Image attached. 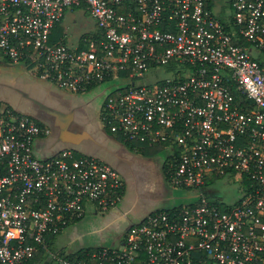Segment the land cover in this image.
<instances>
[{"label":"built area","instance_id":"2783aa9c","mask_svg":"<svg viewBox=\"0 0 264 264\" xmlns=\"http://www.w3.org/2000/svg\"><path fill=\"white\" fill-rule=\"evenodd\" d=\"M81 8L96 23L87 45L52 43ZM231 9L224 23L208 0H0V53L66 91L101 87L102 125L135 147L162 144L169 185L188 192L132 223L117 247L62 254L47 237L90 206L117 207L125 179L71 146L39 155L50 126L0 106V264L41 249L56 264H264V0ZM222 176L242 190L228 204L205 189Z\"/></svg>","mask_w":264,"mask_h":264},{"label":"crops","instance_id":"0c3cea01","mask_svg":"<svg viewBox=\"0 0 264 264\" xmlns=\"http://www.w3.org/2000/svg\"><path fill=\"white\" fill-rule=\"evenodd\" d=\"M208 7L224 23H230L231 18H232L231 0H208ZM65 19L66 18H64V20ZM94 28H95V26L88 31H91ZM88 31H85V32H88ZM85 32H83V33H85ZM20 64H22V63H20ZM31 70H32V68H31ZM23 73L25 74V76H24L25 78L22 80L21 88L16 89L13 93H11L9 91L6 93L7 95L10 96L9 100H11L15 106L22 105V103L24 104L25 101L26 102L29 101V99L27 97L22 95V92H21L22 89H24L25 92L29 93V95L31 97L32 96L40 97V95H42V96L44 95V97H46L47 95H45V93L49 92L50 88L52 87L51 83L48 84L45 81H42L41 79H40V81L36 80L35 78L37 76L36 75L34 76L32 74V72L30 71V69H28V68L25 69ZM98 90L100 92L101 87H95L89 92L96 94V92H98ZM46 94H48V93H46ZM12 95L16 96L17 98L15 100H12V99H14V98H11V97H13ZM7 103L8 104H4V105L0 104V106L9 107V105H10L11 107H13L10 104L11 102L7 101ZM15 110H17V109H15ZM85 130L90 134V136H88L87 138H84L80 143L75 144V146L79 145L85 153H90V154L96 155V156L110 162L112 165L117 167L120 171H122L123 167H125L128 175L134 173L135 169H136V171L138 169L140 171H142L144 169L145 164L143 163L142 158H145V157L151 158V157H155V156L159 155V166H157V167L163 172V174H165V172L162 168V162L164 161V158H165V152L163 150L159 151V153H157V155L145 154L143 152L144 150L142 149L143 147H135L132 145L130 146V144H128L123 139V137L121 135L107 131V129H105L104 126L102 125L101 121H98V120H97V122L94 121L92 124L87 125ZM47 138L48 137L40 138L36 142V149L38 147H41L44 150L45 155H43V156L53 154L54 152H57L59 149L63 148L62 147L63 143L61 146H58V148H55L52 145L48 146L47 145V143H48ZM69 145H71V144H66V146H69ZM160 158H161V161H160ZM137 159H141V160L135 161ZM165 176L166 175H164V178H165V180H167ZM132 190L133 189H131L130 183L127 182L126 190H125V196H124L122 204H124L125 209L130 210L129 213L125 214V212L123 213L119 209H116L115 211L100 214V213H96V212L92 211V206H90V209L87 212V214L85 215V217H83L82 219H80L79 221L75 222L74 224H72L71 226L68 227V229L69 228L70 229L68 230L67 234H71L72 236L74 235V237H75L74 239H76L79 236L84 237L85 235H88L89 233L98 236L99 235V231H98L99 229H102V233L105 231V226H106L107 221H108L107 219H109L113 223L116 220L120 219L122 215H128L127 223L130 222V225H131L134 222H139L140 220H142L144 218L145 215H147L148 213H150L152 211H155L158 209H163V208H170V207H173L176 205H180L186 201V194H185L184 190H180L183 192L181 194H176V193H172L171 191H169L168 196L170 198L167 201H165V203H169V204H167L166 206H157V205H151V204L150 205H144L142 208L139 207V211L141 214L138 216V211L137 212L135 211V209L137 207V203L135 204V201H137V200L134 199ZM174 190H177V189H174ZM126 206L129 208H127ZM64 233H65V231L63 233H61L60 235L55 236L51 245L53 246L56 242H60L63 239L62 237L64 236ZM124 234L119 236L120 244L124 240ZM85 237H87V236H85ZM98 238H99V236H98ZM91 240H93V239H91ZM105 240H106V243H108L107 242L108 240L107 239H105ZM88 243L90 246L74 250V249H70V247H69L70 242H65V243L61 244L60 246H58L57 249L58 250L64 249V250H66V252H76L80 249L96 248L98 246H109L108 244L104 245L103 243H98V242L96 243L94 241H89ZM100 244H102V245H100ZM43 263L44 264H52V263L56 264L50 258H47Z\"/></svg>","mask_w":264,"mask_h":264},{"label":"rangeland","instance_id":"374dc122","mask_svg":"<svg viewBox=\"0 0 264 264\" xmlns=\"http://www.w3.org/2000/svg\"><path fill=\"white\" fill-rule=\"evenodd\" d=\"M65 18L66 19L62 22V25L64 27V30H66V32L70 35L71 39L69 40V43H73V44H76L78 42L83 32L90 30L96 24L90 12H88L84 8L78 9L74 12L68 10ZM25 69H27L25 64L11 63L7 61L3 57V55H1L0 53V98H1L0 104H3V105L8 104L7 101L10 98V96L6 94L8 91L13 93L16 89L21 88L22 80L25 78L24 77L25 74L23 73ZM30 71L32 72L34 76L36 75L34 70L30 69ZM160 72L163 76L168 75L167 71L164 69H161ZM149 77H151V72H149ZM35 79L39 81L40 79L42 81H45L44 79L38 76ZM22 90L24 91V89ZM98 93H99V90L98 92H96V94H93V96L89 95L90 98L82 95V98L84 99V101L78 100L79 98H77L76 103L79 104L80 102H85L91 99H95ZM103 95L105 96L104 93ZM12 96L13 97L11 98H14L12 100H15L17 98L14 95ZM93 107L88 108V111H92ZM94 113L96 114V116H98V112L96 113V110ZM95 121L97 122V119H95ZM74 148H76L80 152H84L79 145H76ZM138 160H141V159H138ZM142 161L145 164L144 169L142 171H140L139 169L137 171L135 170L134 173L129 174L130 177H128L127 180H124L125 186L127 185V182H128L130 183L131 189H133L132 193H133L134 199L137 200L135 201V204L137 203V207L135 211L136 212L138 211V216L141 214L139 211V207L142 208L144 205L151 204V205H157V206H166L167 204H169V203H165V201H167L170 198L168 196L169 191H171L172 193H176V194L183 193L182 191L178 189L174 190L175 188L171 187L168 181L165 180L164 178L165 174H163V172L157 167L159 166V155L155 157H151V158H146V157L142 158ZM149 161L151 164H153L152 166L155 169H157L156 170L157 173L154 171H151L152 167L147 166V163H149ZM160 161H161V158H160ZM115 168L120 172V170L117 167ZM205 189L210 198L218 200L219 202H222L223 204H228L232 202L234 198H238L242 195V190L240 188V184L238 183V181L235 178L228 177V176H222V177L212 179L208 183V185H206ZM185 194H187L188 196V192L185 191ZM116 209H119L123 213L125 212V214L130 212L129 209H125L124 204L119 203L117 207L112 208L111 210L107 211V213L111 211H115ZM127 218H128V215H122L120 219L116 220L113 223L109 219H107L108 221L105 226V231L102 233V229L98 230L99 238L97 235L89 233L88 235H85L87 237L79 236L76 239H74L75 238L74 235L72 236L71 234H67L68 230L70 229V228L69 229L67 228L65 230L64 236L62 237L63 239L60 242H56L52 246V249L58 250L57 249L58 246H60L61 244L65 242H70L69 244L70 249L75 250V249L90 246L88 243L89 241H94L96 243L98 242V243H103L104 245L108 244L109 246L117 247L120 245L119 236L124 234L127 231L128 227L130 226V222L127 223L128 221ZM105 239L108 240L107 241L108 243H106ZM48 257L50 258V256ZM43 262H41L40 264H44Z\"/></svg>","mask_w":264,"mask_h":264},{"label":"flooded vegetation","instance_id":"af4514ba","mask_svg":"<svg viewBox=\"0 0 264 264\" xmlns=\"http://www.w3.org/2000/svg\"><path fill=\"white\" fill-rule=\"evenodd\" d=\"M46 93H45V95H47L46 97H44V95L43 96L40 95V97L38 96H32V97L30 96V97L34 99H39L46 105L52 106L54 108L62 110L63 112L71 114L72 119L69 121V126H68L70 129L79 131L82 128L85 129L87 125L92 124L95 121V119H97L98 121H101L100 112H101V108H102V105L105 99V96L103 95V91H100L96 95L95 99H91L85 102H80L79 104L76 103L77 98H79L78 100L84 101V99L82 98V95L90 98L89 95L93 96V94L95 93L87 92L83 94H75V93L66 91L64 89H61L57 87L56 85H52L49 92H46ZM0 101H1V98H0ZM30 101H27V102L25 101L23 105L24 110L26 112H23V111H20V112L27 113L33 117L41 118V119H44V121H46V123L51 128L50 135L47 138L48 146L52 145L53 147L58 148V146H61L63 143L62 147H67L65 144H70L69 142L58 140V137L60 135V127L56 125V118H57L56 115L47 111L44 107H41L38 104L34 102H30ZM91 107H93L92 111H88V108H91ZM95 110H96V113L98 112V116H96V114L94 113ZM73 147H75V144H73ZM37 153L42 156L45 155L44 150L41 147L37 148ZM135 161H138V159ZM152 165L153 164H151L150 161L149 163H147V166L152 167L151 171H154L157 173L156 171L157 169H155ZM120 172L122 173L125 180H127L128 177H130L125 167H123L122 171Z\"/></svg>","mask_w":264,"mask_h":264},{"label":"trees","instance_id":"16d2710c","mask_svg":"<svg viewBox=\"0 0 264 264\" xmlns=\"http://www.w3.org/2000/svg\"><path fill=\"white\" fill-rule=\"evenodd\" d=\"M64 20V19H63ZM63 20H61L59 23H57V25L55 26V28L53 29L52 35H51V42L52 43H58V42H68V33L66 32V30H64V27L62 25ZM93 33V31H88L85 32L83 34H81L78 42L80 44L81 47H84L87 45V41L86 39H89L91 37V34ZM247 45H249L247 43ZM259 62L261 64H264V52L258 53L257 57H256ZM7 61H9L7 58H5ZM10 62V61H9ZM22 64H25L26 67L28 69H31L34 66V63H32L31 61L27 60L26 62H22ZM38 76V75H37ZM39 77V76H38ZM46 81V80H45ZM47 83H50L48 81H46ZM10 109L15 110L13 107H11L9 105ZM37 121H39L41 124L43 123L42 121H40L38 118H36ZM105 129H107V131L112 132V130L109 128V126L104 127ZM113 133V132H112ZM128 144H130L129 142H127ZM134 146V144H130V146ZM145 148L143 149L145 154H155L157 155V153H159V151H161L163 149V145L162 144H156L154 147H148V146H144ZM162 168L164 170V172H166L167 169V161L166 158H164V161L162 162ZM55 236L54 235H49L47 237V239L49 240L50 246L52 248V241L54 240ZM93 248H87V249H80L78 251H76V253H82L85 250H92ZM60 252L62 254L66 253V250L64 249H60ZM48 257V253L45 252L43 249H41L39 252H37L34 257L28 262V264H40L41 262L45 261Z\"/></svg>","mask_w":264,"mask_h":264},{"label":"water","instance_id":"95a60500","mask_svg":"<svg viewBox=\"0 0 264 264\" xmlns=\"http://www.w3.org/2000/svg\"><path fill=\"white\" fill-rule=\"evenodd\" d=\"M22 94L27 97L29 99L30 102H34L36 104H38L41 107H44L47 111L51 112L52 114L56 115V125H58L60 127V135L58 137V140L64 141V142H69L71 145V147H73V144H78L80 143L84 138L90 136V134L85 130V129H80L79 131H75L70 129L69 126V121L72 119V115L68 114L66 112H63L62 110H59L57 108H54L52 106L46 105L44 104L42 101H40L39 99H34L31 98L29 93L22 91ZM9 102H11L10 104L17 109L18 111H23L26 112L24 110V104L19 105V106H15L11 100H8ZM40 121H43L46 123V121H44V119L38 118ZM99 247V246H98Z\"/></svg>","mask_w":264,"mask_h":264}]
</instances>
